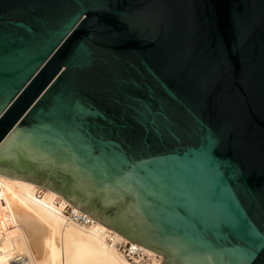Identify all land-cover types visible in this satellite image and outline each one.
<instances>
[{
    "label": "water",
    "instance_id": "1",
    "mask_svg": "<svg viewBox=\"0 0 264 264\" xmlns=\"http://www.w3.org/2000/svg\"><path fill=\"white\" fill-rule=\"evenodd\" d=\"M0 176L161 264H264V0H0Z\"/></svg>",
    "mask_w": 264,
    "mask_h": 264
},
{
    "label": "bare ground",
    "instance_id": "2",
    "mask_svg": "<svg viewBox=\"0 0 264 264\" xmlns=\"http://www.w3.org/2000/svg\"><path fill=\"white\" fill-rule=\"evenodd\" d=\"M65 203L44 188L0 176V264H132L114 247L128 241L94 220L88 227L66 220Z\"/></svg>",
    "mask_w": 264,
    "mask_h": 264
},
{
    "label": "built area",
    "instance_id": "3",
    "mask_svg": "<svg viewBox=\"0 0 264 264\" xmlns=\"http://www.w3.org/2000/svg\"><path fill=\"white\" fill-rule=\"evenodd\" d=\"M36 195L39 197L41 195V191H37ZM60 214L66 220L77 223L83 227H88L93 223V220L87 215L72 208L67 203H65L60 209ZM114 247L134 264H153L151 259H149V257L144 254L140 247L136 244L129 242H115Z\"/></svg>",
    "mask_w": 264,
    "mask_h": 264
},
{
    "label": "rangeland",
    "instance_id": "4",
    "mask_svg": "<svg viewBox=\"0 0 264 264\" xmlns=\"http://www.w3.org/2000/svg\"><path fill=\"white\" fill-rule=\"evenodd\" d=\"M151 258H152V257H151ZM153 259H154V258H153ZM155 260H156V259H155ZM130 262H131V261H130ZM153 262H154V264H159L158 261L155 262V261L153 260ZM131 263L134 264L133 262H131Z\"/></svg>",
    "mask_w": 264,
    "mask_h": 264
}]
</instances>
